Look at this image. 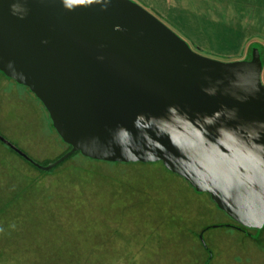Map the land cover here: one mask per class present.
Wrapping results in <instances>:
<instances>
[{
    "label": "water",
    "instance_id": "95a60500",
    "mask_svg": "<svg viewBox=\"0 0 264 264\" xmlns=\"http://www.w3.org/2000/svg\"><path fill=\"white\" fill-rule=\"evenodd\" d=\"M263 65L258 43L203 56L133 0H0V72L70 146L39 167L160 161L244 232L264 227Z\"/></svg>",
    "mask_w": 264,
    "mask_h": 264
},
{
    "label": "rangeland",
    "instance_id": "374dc122",
    "mask_svg": "<svg viewBox=\"0 0 264 264\" xmlns=\"http://www.w3.org/2000/svg\"><path fill=\"white\" fill-rule=\"evenodd\" d=\"M133 1L203 56L249 58L254 43L264 54V0ZM0 134L40 164L69 150L28 87L1 73ZM234 224L160 161L75 152L43 172L0 142V264H264V227Z\"/></svg>",
    "mask_w": 264,
    "mask_h": 264
},
{
    "label": "trees",
    "instance_id": "16d2710c",
    "mask_svg": "<svg viewBox=\"0 0 264 264\" xmlns=\"http://www.w3.org/2000/svg\"><path fill=\"white\" fill-rule=\"evenodd\" d=\"M260 52H261V55H262V59H263V63H264V54H263V51L261 49V46H260ZM263 70V78H264V68L262 69ZM1 73V72H0ZM2 74V73H1ZM0 142L5 144L6 147L12 151V152H15L20 158H22L23 160H25L27 163H29L30 165L40 169V170H43V172H49L51 169H53L54 167H56L57 165H59L60 163L56 164L55 166L51 167L50 169L48 170H44L43 168L39 167L38 165L40 166H46L47 164L51 163L52 161H46L44 163H39L37 161H35L34 159H32L31 157H29V155H27L24 151L20 150L17 146H15L13 143H11L10 141H8L7 139H5L1 134H0ZM68 145V144H67ZM70 146L68 145V148L69 149ZM75 153V152H74ZM73 153V154H74ZM72 155V154H71ZM70 156V155H69ZM68 156V157H69ZM66 159V158H65ZM35 163H37V165H35Z\"/></svg>",
    "mask_w": 264,
    "mask_h": 264
},
{
    "label": "crops",
    "instance_id": "0c3cea01",
    "mask_svg": "<svg viewBox=\"0 0 264 264\" xmlns=\"http://www.w3.org/2000/svg\"><path fill=\"white\" fill-rule=\"evenodd\" d=\"M255 1V2H254ZM252 0V1H249V0H231L230 2H232L233 4L237 5L239 7V9L242 7V5H259V1L258 0Z\"/></svg>",
    "mask_w": 264,
    "mask_h": 264
}]
</instances>
